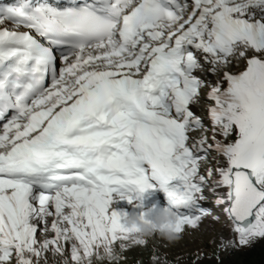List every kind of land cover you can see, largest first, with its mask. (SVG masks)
Returning a JSON list of instances; mask_svg holds the SVG:
<instances>
[{
	"label": "snow or ice",
	"instance_id": "6c2138e0",
	"mask_svg": "<svg viewBox=\"0 0 264 264\" xmlns=\"http://www.w3.org/2000/svg\"><path fill=\"white\" fill-rule=\"evenodd\" d=\"M154 188L178 234L212 193L228 245L264 239V0L0 5V264L146 246L113 204Z\"/></svg>",
	"mask_w": 264,
	"mask_h": 264
},
{
	"label": "rangeland",
	"instance_id": "374dc122",
	"mask_svg": "<svg viewBox=\"0 0 264 264\" xmlns=\"http://www.w3.org/2000/svg\"><path fill=\"white\" fill-rule=\"evenodd\" d=\"M244 70H246V64L243 61L233 63L229 68V71L234 74H239ZM197 111L198 114L204 115L199 109ZM207 195L208 199L203 202L202 206L205 209L211 208L214 215L210 220L201 219L197 229L193 230L186 226L179 238L171 243L159 236H154L148 240L146 246H132L123 251L116 247L118 254L123 257L119 261L115 259V256L118 255L116 250L112 256H109L101 246L97 249V256L91 261V264H152L153 255L160 256L165 264H221L230 250L238 252L249 247L228 245V241L237 239L236 234L231 225L226 223L221 209L216 206L214 194L208 193ZM166 198L167 195L163 190L154 188L146 193L143 209L133 208L127 201L121 200H116L113 208L116 211L139 214L141 211H147L153 207L167 206ZM39 238L43 240L48 237L47 234H39ZM44 264H69V260L66 255L49 252Z\"/></svg>",
	"mask_w": 264,
	"mask_h": 264
},
{
	"label": "clouds",
	"instance_id": "9594fccd",
	"mask_svg": "<svg viewBox=\"0 0 264 264\" xmlns=\"http://www.w3.org/2000/svg\"><path fill=\"white\" fill-rule=\"evenodd\" d=\"M177 222L178 217L176 213L168 206L156 207L155 211L147 213L146 218L134 212L129 213L127 217L128 225L139 229L136 238L149 240L154 236H159L169 243L175 242L180 236L175 231ZM116 253L118 254L117 250Z\"/></svg>",
	"mask_w": 264,
	"mask_h": 264
},
{
	"label": "trees",
	"instance_id": "16d2710c",
	"mask_svg": "<svg viewBox=\"0 0 264 264\" xmlns=\"http://www.w3.org/2000/svg\"><path fill=\"white\" fill-rule=\"evenodd\" d=\"M221 264H264V239L238 252L230 250Z\"/></svg>",
	"mask_w": 264,
	"mask_h": 264
},
{
	"label": "bare ground",
	"instance_id": "6f19581e",
	"mask_svg": "<svg viewBox=\"0 0 264 264\" xmlns=\"http://www.w3.org/2000/svg\"><path fill=\"white\" fill-rule=\"evenodd\" d=\"M16 2V1H15ZM14 1L13 2H7V1H5V0H0V5H11V4H13V3H15ZM206 217H208V216H206Z\"/></svg>",
	"mask_w": 264,
	"mask_h": 264
}]
</instances>
